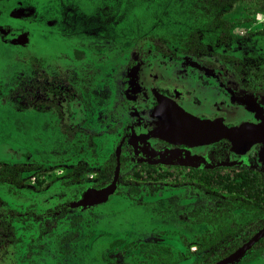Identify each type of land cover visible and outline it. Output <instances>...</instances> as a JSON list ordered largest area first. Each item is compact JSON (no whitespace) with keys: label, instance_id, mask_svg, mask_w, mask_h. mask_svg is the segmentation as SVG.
Returning <instances> with one entry per match:
<instances>
[{"label":"rangeland","instance_id":"obj_1","mask_svg":"<svg viewBox=\"0 0 264 264\" xmlns=\"http://www.w3.org/2000/svg\"><path fill=\"white\" fill-rule=\"evenodd\" d=\"M217 1L0 0V198L15 212L20 254L31 243L37 264H201L202 250H212L199 238L213 229L187 212L241 198L194 175L239 164L228 162L227 152L210 166L155 161L129 136L117 193L92 207L74 203L113 176L125 131L103 129L102 119L111 123L109 110L124 109L130 67L142 49L139 60L161 49L173 56L168 61L207 64L228 90L264 104V0H235L229 11ZM43 74L72 91L74 103L86 101L85 111L77 104L75 115L18 110L10 90ZM143 162L174 173L137 179L132 171ZM231 264H264V254Z\"/></svg>","mask_w":264,"mask_h":264},{"label":"flooded vegetation","instance_id":"obj_2","mask_svg":"<svg viewBox=\"0 0 264 264\" xmlns=\"http://www.w3.org/2000/svg\"><path fill=\"white\" fill-rule=\"evenodd\" d=\"M141 51L130 67L129 85L126 89L128 102L123 103L124 109L113 107L109 110L111 123H108L105 118L102 119L103 129L111 132L125 131V135L117 146L120 147L119 153L121 154L129 136L139 146L138 152L144 151L143 154L153 157L155 161L190 163L195 167L210 166L218 163L220 155L227 152V156L230 157L228 162L239 164L225 172L243 168L248 171L250 176L255 177V185L252 188H258L259 193L225 192V195L239 194L241 198L231 203L223 200L225 198L216 201V205L224 208L204 210L198 206L187 212L194 223L206 224L213 229L200 233L199 239L204 243L202 247H210L212 250L207 252L202 250V254L198 258L201 264L207 262L212 264L219 260L216 258L224 254L226 249H237L264 226V178L258 177L253 172V168L264 171V132L254 130V128L264 127V104L228 90L222 84L219 73L206 66L207 64L200 66L197 61L193 60L188 62L168 61L166 57L170 59L173 56L161 49L152 50L151 59L139 60ZM190 53L193 54L192 51H189L187 55ZM230 58L228 57V59ZM38 81H43L41 82L43 84H46L45 81H49L52 84L54 90L46 88L45 93L54 102L50 110H54L57 114L66 111L67 114L75 115L76 104L79 108L78 112L85 111L87 108V102L84 100L78 103L73 102L74 93L63 91L61 81L48 77L46 74H43V77ZM73 92L75 91L73 90ZM124 111H127L128 114ZM197 120L206 122L208 130L202 131ZM190 123L198 126V131L195 133L199 138L197 141L185 136L188 131L194 129ZM221 126L238 128L233 133L235 141L238 142V151L232 150L233 145L229 137L220 136ZM193 132L195 131H192V134H194ZM216 132L218 133L216 134ZM215 136H219L218 139L214 140ZM151 141L154 145L150 143ZM241 149L243 151H240ZM119 153L116 152V165L119 162L120 168ZM147 167L152 168L154 172L172 171L174 173L173 169L160 170L148 162H143L132 171V175L137 179L150 180V178H144ZM137 170L143 177L134 174ZM113 177L114 172L110 181H105L106 184L110 183ZM259 179L261 180L259 181ZM152 180H161V178ZM42 181L39 180V183L42 184ZM116 184L114 195L118 190V178ZM128 190L138 191L136 187H130ZM47 228H51V226ZM203 235L206 238L205 241L202 239ZM66 239L67 236L63 238V241ZM27 245L26 251L22 253L27 256H23L20 262L18 261L20 257L17 256L18 258L15 259L14 252L12 253L10 250L11 247H7L8 251L3 256L5 263L37 264L34 261L32 245ZM15 247L19 249L16 245L13 246V251ZM256 252L264 254V236L257 240L245 254ZM11 254L14 261L10 257ZM17 254L21 255L19 251ZM61 258L67 259L68 257L62 254ZM194 260L195 258H192L188 264H193Z\"/></svg>","mask_w":264,"mask_h":264},{"label":"trees","instance_id":"obj_3","mask_svg":"<svg viewBox=\"0 0 264 264\" xmlns=\"http://www.w3.org/2000/svg\"><path fill=\"white\" fill-rule=\"evenodd\" d=\"M220 6H224L227 4L226 10L229 11L230 8L235 3V0H218L217 1ZM221 24H227V27L229 25H232L231 22H228L227 20H224L222 18H219ZM229 28V27H228ZM43 81H38L35 78L31 79H25L22 78L18 81V83L10 90L11 95V101H13L16 104V108L18 110H24L27 108H31L36 111H47L52 109L53 107V101L49 98V96L45 93L46 88L50 90H54L52 84L49 81H45L46 84L41 83ZM153 172V173H152ZM135 175H138L139 177H143L142 174L139 173V171L134 172ZM173 174L172 171H156L150 167H147L145 170V176L144 178H150V179H165L168 176L171 177ZM196 179H199L201 182L206 184L207 186H218L220 187L223 192L232 193V192H257L259 193L258 188L253 189L252 186L255 185V177L250 176L248 171H246L243 168H238L237 170H232L228 172H222V171H206L201 170L199 173L194 174ZM106 184L105 181L100 183L99 185H96L95 187H100L102 185ZM152 188V192H154ZM15 212L13 209L4 201L0 199V264H6L4 261V254L8 251L7 247H11V251L13 253L14 258L20 257V259L23 258V256L27 255H18L17 252L20 251V249H14L13 246H16L17 242L19 241V236L17 234V229L15 225V218H14ZM72 217L76 218L78 217L77 214L72 215ZM46 230H51V228H46ZM44 230V231H46ZM18 247V245H17ZM19 248V247H18ZM69 249V245L65 243L61 246V250L63 251V256L67 255V251ZM236 248H230L226 249L225 253L221 256H218L216 259H220L226 254L231 253ZM30 252V251H29ZM13 256L11 254V259L14 261ZM9 257V261H10ZM17 257V258H18ZM24 261V259H23ZM195 264V262L193 263ZM206 264H210V262H207Z\"/></svg>","mask_w":264,"mask_h":264},{"label":"water","instance_id":"obj_4","mask_svg":"<svg viewBox=\"0 0 264 264\" xmlns=\"http://www.w3.org/2000/svg\"><path fill=\"white\" fill-rule=\"evenodd\" d=\"M172 101V100H171ZM198 126L201 127V130L203 131H207L208 130V124L202 120H197L196 121ZM191 125H194L193 123H190ZM238 129V128H237ZM237 129L234 128H228L225 126H221L220 129V136H227L231 139L232 141V145L233 151H238L237 150V140L235 141L234 138V131H236ZM240 129V128H239ZM254 130L256 131H262L264 132V127H258V128H254ZM218 132H216L217 134ZM192 131H188L187 135H185L186 137H190V138H197L196 136L191 137ZM219 136H215L213 139L216 140L218 139ZM204 138H206V136H204ZM120 147H117L116 152L119 153ZM118 169H119V162L117 163L116 167H115V171H114V177L111 180L110 183L106 184L105 186H102L100 188H88L84 194L82 195V197L76 201L74 203L75 206H83V207H92L95 206L97 204H101L104 203L106 201H108L115 193L116 191V187H117V178H118ZM264 236V226L258 230L247 242L243 243L240 247H238L237 249H235L233 252H231L230 254H228L227 256L215 261L212 264H231L233 263L236 259L240 258L241 256H243L246 251L260 238H262Z\"/></svg>","mask_w":264,"mask_h":264},{"label":"bare ground","instance_id":"obj_5","mask_svg":"<svg viewBox=\"0 0 264 264\" xmlns=\"http://www.w3.org/2000/svg\"><path fill=\"white\" fill-rule=\"evenodd\" d=\"M193 128L194 129H191V131H195V132H193L194 134L191 136V137H194V136H196L197 134H195L197 131H198V126H197V124H195V126L193 125ZM199 138H195L194 140L195 141H197ZM152 145H154V143L151 141L150 142ZM240 147V146H239ZM240 151H243L242 149L240 150Z\"/></svg>","mask_w":264,"mask_h":264}]
</instances>
